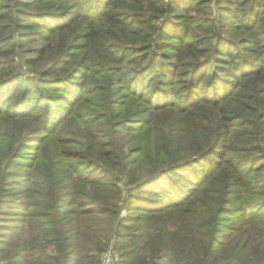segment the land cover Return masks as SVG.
I'll return each mask as SVG.
<instances>
[{
  "label": "trees",
  "instance_id": "1",
  "mask_svg": "<svg viewBox=\"0 0 264 264\" xmlns=\"http://www.w3.org/2000/svg\"><path fill=\"white\" fill-rule=\"evenodd\" d=\"M79 1L0 0L1 209L38 216L35 226L51 233L57 246L54 254L42 247L25 249L21 264H84L86 258H94L87 264H102L103 248L92 249L94 255L66 231L63 218L106 216L108 209L84 203L73 209L68 206L74 201L48 187L31 199L28 189L40 159V145L32 146L46 142L45 135L55 137L74 112L62 109V97L52 94L59 90L77 96L73 104L86 94L103 97L105 113L87 124L113 127L73 133V143L84 137L95 153L76 155L73 173L86 166L92 172L76 175L73 183L128 190L127 209L139 213H127L117 228L141 213L179 220L182 241L159 249V262L152 264H162L161 258L164 264H264V148L238 147V140L254 138L252 128L261 131L264 125V0H134L138 9L130 11L116 10L111 0L83 1L82 6ZM217 4H222L218 17L208 11ZM78 26L80 35L71 40L69 33L76 34ZM56 43L62 56L46 69H32ZM26 45L33 55L22 58L19 48ZM248 83L254 107H231L230 98ZM1 117L14 124L24 121L23 127L6 125ZM126 131L140 134L130 155L118 136ZM240 151L248 156L239 158ZM55 156L49 168L62 155ZM255 171L262 174L246 184ZM246 185L251 197L258 190L257 199L236 191ZM208 190L216 195L203 216L205 200L198 197ZM109 198L105 205L111 206ZM243 199L246 207L229 205ZM196 224L206 228L204 235H196ZM116 235L125 244L140 236L119 229ZM138 253L125 248L117 264H147Z\"/></svg>",
  "mask_w": 264,
  "mask_h": 264
},
{
  "label": "rangeland",
  "instance_id": "2",
  "mask_svg": "<svg viewBox=\"0 0 264 264\" xmlns=\"http://www.w3.org/2000/svg\"><path fill=\"white\" fill-rule=\"evenodd\" d=\"M83 1L96 3L100 0ZM83 1H79L80 6L85 4ZM111 1H113V5L111 6L115 7V9L118 11H130L138 9V4L134 0ZM123 1H125L126 4H123ZM221 5L217 4L213 6L212 10L214 12H210L211 9H209V13H212L214 16L217 15L218 17V15H220L218 6ZM226 5V7L230 5L232 9H235L233 8V4ZM72 6L70 7V10H73ZM240 8L243 9V6H240ZM75 11H77L76 8ZM194 15L198 17H200L201 15V17L205 16L199 12H194ZM69 34L71 40H74L76 37H78L80 35L79 26L78 32L76 34H74L73 31ZM39 43L41 42L32 45H39ZM26 47L27 45L24 48H19V53L22 58H28L33 55L31 52H28V50H26ZM60 47L61 45H58L57 43L54 44L52 50L46 53L42 61L33 66L32 69L42 70L53 65L54 62L62 56V53H64V50ZM27 67L29 68L30 66ZM27 67L26 69H28ZM244 85H240L235 94L230 98L229 103L231 107L237 109H244L245 106L249 107L248 109H252L254 107V102L252 101L253 99H249L250 95L252 94V92L249 91V87L252 85L251 83H248L245 87H243ZM262 87L264 91V85H262ZM52 94H58L62 97L63 107H56H62V109L72 108L74 112H78V117L75 116V113L73 112L74 114H71L72 118H70L71 115L69 117V123H66V126H64L63 128H59V130L62 131L58 132L55 137L45 135L44 138L47 139L46 142L37 143L32 146L36 147L40 145V159L36 162L33 168L35 176L29 183L28 189H30V195H32L31 199L40 197V191H43L44 187H48L49 189L47 190H51L53 194L55 192H59L63 198L67 197L71 201H74V204H70L68 206L73 209L77 207L78 203L87 204V207L89 208L97 205H102L103 207L105 206L110 212L109 214H106V216L74 213L71 216L63 218V220H65L66 229H68L66 231L72 234L74 238L77 237L78 239H80L79 241L86 248L91 250L97 249L100 246L103 248L102 252L99 253L101 255L100 259L102 264H117L120 261L121 255L125 248H133L135 250L138 249L139 256L145 258V260L143 261L147 264L159 262V257L157 254V251H159V249H162L165 246H169L170 244L175 246V241H182L183 239V233L178 232L179 220L177 219V217H164L163 215L155 217L153 214L141 213L140 216H142L140 219H135V221L126 220L125 222H123V225H121V227L117 228V223L119 224L122 217L126 216L127 213H132L133 215H137V213H139V210L127 209L129 204V200L127 197L129 195V192L127 189H123L122 182L120 183L122 185V191L117 190L116 192L115 186L113 187L110 184H107V186L103 187H95L91 184L82 187L78 184L73 183L72 181V179L75 178L76 175H90V171L92 172V168L91 170H89L90 168H87L88 166H86L81 172L73 173L72 165L76 155H91V151L93 150V145L84 137H78L76 139L77 142L73 143L71 140L74 138L73 133L76 130L88 133V131H86L87 128H90L91 130L104 129L107 132H109L110 129L113 130L112 125L102 126L100 124H87L90 119H96L99 115H101L100 113H105L104 106L102 105L104 104L103 97H99L93 94H86L85 97L79 98V100L75 101V103L73 104L77 96H74V94H72L68 97L67 95H69V93L66 90H59L56 92L54 91L52 92ZM133 105L137 106L136 101L133 102ZM127 109L125 110V113H127ZM89 114H92L90 118L87 117ZM256 119L258 118L256 117ZM2 120L3 123L6 122V125L9 123H13L11 121H7L5 118H3ZM23 124L24 121L21 124L13 123V125L18 129L23 127ZM260 129L261 131L256 127L252 128L254 138L249 137V139L246 140H238V147L240 149H245V145L249 143L264 148V125L261 126ZM95 132L97 133V131ZM181 133H183V131H181ZM118 136L120 144L127 155H130L131 152H134L137 149L140 136L138 131L119 132ZM111 139L112 138H106V140H108L109 142L111 141ZM17 144H14L15 148L17 147ZM98 149L99 148H97L96 150ZM25 151H30L32 154L34 153L33 149H28ZM81 152L82 154H80ZM92 153L94 152L92 151ZM261 153V155H264V152ZM53 155L62 156L55 159V168L52 166L49 168L48 160L53 159ZM233 155H235V152H233ZM237 155L241 159L248 156L247 152L243 151H240ZM133 156L136 157L138 155ZM20 169H24V167ZM53 170H55V174L51 173ZM261 174L262 173L259 174L257 171L253 172L251 174V178L247 179L245 183H250L249 181H253L252 177H256L257 175L260 176ZM236 187V191H238L241 196H244L245 198L248 197L249 199L252 198L254 200L257 199L258 190H253L256 194H253V196L251 197L250 195L252 194V192L249 189L250 187L248 185ZM214 195H216L214 191L208 190L204 195L201 194L198 197V199L201 197L202 200H205L203 206V216H206L207 207H209L210 204L213 203L211 202V198ZM258 195H261V193L259 192ZM107 197H110L109 202L111 206L105 205V198ZM245 202L246 200L243 199L242 202L240 201L235 204L229 205L233 208L238 209L240 207H246ZM198 203H200V201H198ZM27 204H29V202ZM1 205L2 204L0 200V264H21V261L26 257L25 249L27 250L30 248L32 249L42 247L49 254H54L57 252L56 244L51 242L50 240L53 237L51 233H45L39 230L37 226H35L36 221H39L41 218H39L38 216H28L27 213L25 214L23 210H19L18 208L1 209ZM253 211L254 210H251L252 213ZM260 211H262V209H260L259 212ZM185 217L186 216H183L182 219ZM74 219L77 220V222H75ZM202 219L203 218H199V221L201 222ZM231 222H233L234 225L238 226L237 222H234L233 220H231ZM243 228L245 229L244 231L250 232V227L246 226V224L243 226ZM118 229L124 233H134L139 234L140 236H138L136 240L127 242L125 244L121 240H118V237L116 235ZM193 229L194 231H196L197 236H201L206 233V228L203 226L201 227L198 224H196ZM244 231L242 232V234L244 233ZM76 242L77 241L73 243L75 244ZM163 244L164 246H162ZM31 249L29 250V252L32 251ZM152 250L155 251L154 257L151 256ZM91 252L95 253L94 255H98V253L96 254V250H92ZM169 254L174 255L173 252H170ZM90 259L94 258H86V263L84 264H87ZM161 261L162 264L165 263V260L163 258H161ZM35 264H37V261L35 262Z\"/></svg>",
  "mask_w": 264,
  "mask_h": 264
}]
</instances>
